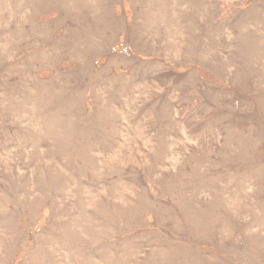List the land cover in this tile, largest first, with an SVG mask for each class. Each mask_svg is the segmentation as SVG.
<instances>
[{
	"label": "rangeland",
	"instance_id": "1",
	"mask_svg": "<svg viewBox=\"0 0 264 264\" xmlns=\"http://www.w3.org/2000/svg\"><path fill=\"white\" fill-rule=\"evenodd\" d=\"M0 264H264V0H0Z\"/></svg>",
	"mask_w": 264,
	"mask_h": 264
}]
</instances>
